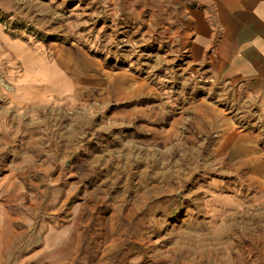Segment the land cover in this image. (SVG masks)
<instances>
[{"label": "rangeland", "instance_id": "374dc122", "mask_svg": "<svg viewBox=\"0 0 264 264\" xmlns=\"http://www.w3.org/2000/svg\"><path fill=\"white\" fill-rule=\"evenodd\" d=\"M182 2L0 0L18 52L0 42L6 260L40 227L74 226L75 264H203L224 250L264 263L251 206L246 245L207 226L210 183H245L219 141L254 132L264 148V118L236 83L186 65Z\"/></svg>", "mask_w": 264, "mask_h": 264}, {"label": "crops", "instance_id": "0c3cea01", "mask_svg": "<svg viewBox=\"0 0 264 264\" xmlns=\"http://www.w3.org/2000/svg\"><path fill=\"white\" fill-rule=\"evenodd\" d=\"M181 8L187 12L182 55L186 65L204 75L236 83L264 118V0H183ZM6 39L0 36L2 45L9 46L14 56L18 55ZM29 54L23 53L21 60ZM219 142V157L225 153L235 162L234 168L228 166L225 172L237 174L243 169L241 177L245 183L236 193L229 191L228 181L220 179L210 183L211 198L207 206L212 211H208L211 215L207 226L215 236L238 228V236L244 238L246 245L247 225L242 218L245 205L251 206L255 235L262 237L264 232V148L260 147L259 136L254 132L231 130ZM73 227L61 231L40 227L28 238L25 249L21 247L23 250L14 261L2 256L6 245L0 246V264H75L81 245L78 231ZM1 228L0 222V242L3 234L7 237L6 228ZM18 233L22 235L21 230ZM227 252L219 254L223 258H213L203 264H233ZM242 264L251 263L242 261ZM256 264L264 263L257 261Z\"/></svg>", "mask_w": 264, "mask_h": 264}]
</instances>
